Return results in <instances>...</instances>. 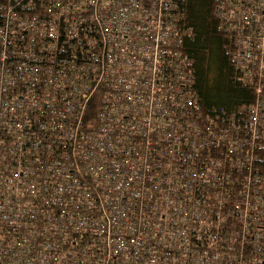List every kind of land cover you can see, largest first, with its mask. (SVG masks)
Segmentation results:
<instances>
[{
  "label": "built area",
  "instance_id": "built-area-1",
  "mask_svg": "<svg viewBox=\"0 0 264 264\" xmlns=\"http://www.w3.org/2000/svg\"><path fill=\"white\" fill-rule=\"evenodd\" d=\"M184 1L0 0V264H264V0H214L228 109Z\"/></svg>",
  "mask_w": 264,
  "mask_h": 264
},
{
  "label": "trees",
  "instance_id": "trees-1",
  "mask_svg": "<svg viewBox=\"0 0 264 264\" xmlns=\"http://www.w3.org/2000/svg\"><path fill=\"white\" fill-rule=\"evenodd\" d=\"M182 26L188 28L183 47L194 59V90L208 109L232 108L255 99L254 88L233 77L234 66L226 49V36L215 13L214 0L180 2ZM96 108L84 116L85 125L94 122ZM259 162L264 168V144L259 147Z\"/></svg>",
  "mask_w": 264,
  "mask_h": 264
},
{
  "label": "bare ground",
  "instance_id": "bare-ground-1",
  "mask_svg": "<svg viewBox=\"0 0 264 264\" xmlns=\"http://www.w3.org/2000/svg\"><path fill=\"white\" fill-rule=\"evenodd\" d=\"M259 153H260V150L257 149V150H256V154H257V161H258V163H260V162H259V159H260V158H259Z\"/></svg>",
  "mask_w": 264,
  "mask_h": 264
}]
</instances>
